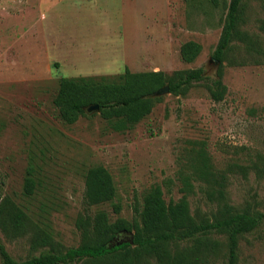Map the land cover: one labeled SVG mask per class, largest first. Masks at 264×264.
<instances>
[{"label":"rangeland","instance_id":"374dc122","mask_svg":"<svg viewBox=\"0 0 264 264\" xmlns=\"http://www.w3.org/2000/svg\"><path fill=\"white\" fill-rule=\"evenodd\" d=\"M229 0H0V199L27 214L25 229L0 240L15 260L81 243L80 216L107 213L131 221L145 192L160 186L166 202L186 196L193 216L211 217L227 202L237 211L264 212V0H243L239 30L223 61L213 50ZM187 41L201 46L182 59ZM202 67L226 85L214 101L209 81L176 94L154 92L151 111L122 130L99 110L66 123L53 104L60 77H99L130 72ZM204 158V159H203ZM202 160L220 184L200 175ZM103 165L116 187L114 212L89 205L84 171ZM31 169L34 193H24ZM187 177L189 187H184ZM218 190L224 199L219 201ZM41 229L50 242L33 241ZM133 232V231H132ZM204 264H227V242ZM237 264H264V223L239 237ZM1 263V259H0Z\"/></svg>","mask_w":264,"mask_h":264},{"label":"trees","instance_id":"16d2710c","mask_svg":"<svg viewBox=\"0 0 264 264\" xmlns=\"http://www.w3.org/2000/svg\"><path fill=\"white\" fill-rule=\"evenodd\" d=\"M225 7L223 28L212 53L220 63L235 36L248 40L246 32L238 28L243 0H229ZM200 50L198 43L187 41L181 45V57L191 62ZM200 81H209L207 87L214 101L224 98L227 87L221 80V72L217 78L210 79L202 67L174 71L171 75L161 71L132 73L125 68L123 74L112 77H60L53 104L66 123H73L89 105L97 104L102 116L113 120L114 127L122 130L151 111L150 96L164 85H167L168 92L176 94L191 83ZM199 174L220 185L225 178L224 175L216 178L204 160ZM83 178L87 204L110 202L114 212L120 211V205L114 202L116 187L112 175L103 165L88 167ZM183 182L184 187L190 186L187 177ZM34 187L35 179L28 169L24 193L32 195ZM217 192L219 201L224 199L223 190ZM135 211L136 216L131 221L123 218L110 220L104 211L93 216H80L75 223L81 232L78 246L65 251L50 247L25 260L12 258L0 240V264H204L219 247L213 233L226 238L227 264H237L239 237L264 223V212L237 211L227 202H219L211 217L196 218L190 212L185 195L177 201L166 202L158 185L145 192L141 206L135 207ZM26 221L27 214L23 209L8 197L0 199V227L5 234L17 236L25 229ZM132 231L133 241L124 240L125 233ZM36 232L33 241L42 239L46 244L50 242L48 233L41 229Z\"/></svg>","mask_w":264,"mask_h":264},{"label":"water","instance_id":"95a60500","mask_svg":"<svg viewBox=\"0 0 264 264\" xmlns=\"http://www.w3.org/2000/svg\"><path fill=\"white\" fill-rule=\"evenodd\" d=\"M162 91L168 92V87L165 86L162 88ZM88 111L98 110L99 106L97 104H92L87 107ZM124 240H128L130 242L133 241V232H126Z\"/></svg>","mask_w":264,"mask_h":264}]
</instances>
